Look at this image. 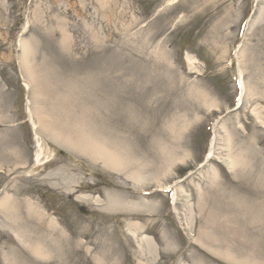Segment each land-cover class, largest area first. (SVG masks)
Masks as SVG:
<instances>
[{"label":"rangeland","instance_id":"obj_1","mask_svg":"<svg viewBox=\"0 0 264 264\" xmlns=\"http://www.w3.org/2000/svg\"><path fill=\"white\" fill-rule=\"evenodd\" d=\"M28 103L55 128L39 124L36 138ZM69 130L126 163L67 147ZM178 144L185 155L171 164ZM136 166L142 182L127 172ZM30 167L0 200L40 209L20 236L45 254L25 248L0 210V264H237L198 244L207 233L264 264V0H0V189Z\"/></svg>","mask_w":264,"mask_h":264},{"label":"bare ground","instance_id":"obj_2","mask_svg":"<svg viewBox=\"0 0 264 264\" xmlns=\"http://www.w3.org/2000/svg\"><path fill=\"white\" fill-rule=\"evenodd\" d=\"M28 44L24 43V48H23V52H22V64L26 67V69L28 70L29 73V78H30V82L28 80H24V84L25 87H27L29 89L30 84L32 82H35L34 77L31 73V70L29 69V65L30 62L29 60V48L27 46ZM188 59L190 60L189 65L191 66L192 69L195 68V62L190 59L188 57ZM240 86L242 89H244L245 84L243 83L242 79L240 78L239 80ZM36 87V86H35ZM197 97L199 99H202L203 102L204 101H209V97L206 93H203L202 91H198L196 92ZM29 113H30V120L33 124V126L35 127V133L36 136L38 137V132L36 131V129L39 127V124H41L40 126L45 129L48 130L49 128H55L56 123L55 121L50 118L47 117L43 111V109L41 108V106L39 104L36 105V109L33 111L31 107H29ZM37 117V119H35ZM188 122L185 123L180 132L175 134L174 136L177 137L182 135L183 131L186 129V127L188 126ZM170 125V124H169ZM178 125V124H176ZM63 142L65 143V145L67 147H72V148H76L80 151H83L87 154H91L94 156V158H99L100 160H103L105 163H107L109 166L112 165L113 167H117L120 164H125L127 161L125 157H120L118 154L116 153H111L108 151V149L104 146V144L100 145L98 142H96L90 135L88 134H80L77 135L75 131L73 130H69L67 132H63V137L61 136ZM39 143V142H38ZM37 143V147L39 148V144ZM168 143L169 141L165 140L164 142V146L167 148L168 147ZM179 151L176 154L175 157H173V161H170V163L172 164L174 161H176L177 159H179L178 154L181 153L182 155H185V150H182L180 148V145L178 144V146H176ZM39 151V150H38ZM39 157H40V152L37 153L36 155V160H35V164L39 165L40 161H39ZM38 163V164H37ZM168 163V167L169 164ZM143 166V165H141ZM141 166H136L134 167L133 170L128 169L127 172L131 173L133 180L135 181V183L142 182L143 177H145L146 172H144V168ZM166 166V167H167ZM159 176V175H158ZM156 176V177H158ZM158 180V179H157ZM160 181V180H159ZM175 199V198H173ZM121 204H124V202H120V200H112L111 201V205L112 206H119ZM125 204L137 207V208H141L140 205H145L146 203L141 201V203L139 202H132L129 201ZM0 210H2L4 212V214L7 215V217L9 218V222H8V230L11 231V233H13V235L20 241L22 242V244L24 245L25 248H28V250H33L34 252H38L41 255H44V247L39 244V242H28L26 238L21 237L20 233H21V224L24 223V221L27 220L28 217H30L31 214H35V215H39L40 214V209L35 206L31 201L29 200H18L15 197L12 196H7L5 195L4 198H2L0 200ZM2 214V213H0ZM3 215V214H2ZM50 227L49 229H53L52 227V221H49ZM126 224H129L130 226H134L135 229L132 230V232L134 231L135 233L140 230L143 225H141L140 222H135V223H131V222H126ZM137 230V231H136ZM67 240V238H64ZM195 240L198 242V244H200L201 246L210 249L212 251L217 252L216 254L229 259L237 264H248L247 260H242L239 258H236L235 255L232 252H229L228 250L224 249V247H221L220 245H218L217 243H215L214 240H216V238L214 236H212L211 234L207 233L206 235L201 234V236H198L195 238ZM151 240H149L148 238L144 237L141 238V242H140V249L142 251V253L146 252L150 255L153 251L152 245H151ZM60 248L64 247V243H58ZM57 244V246H58ZM89 251V248L87 249ZM61 251V249L58 251V253ZM51 253V252H50ZM47 257L46 256H42V258ZM193 260H194V264H208V261L205 260L202 256H192ZM10 261V260H9ZM10 264H15L14 263H10ZM211 264V263H209ZM250 264V263H249Z\"/></svg>","mask_w":264,"mask_h":264}]
</instances>
